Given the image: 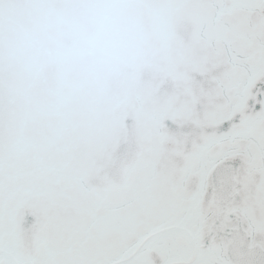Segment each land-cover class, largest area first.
Returning a JSON list of instances; mask_svg holds the SVG:
<instances>
[{
    "label": "snow or ice",
    "instance_id": "obj_1",
    "mask_svg": "<svg viewBox=\"0 0 264 264\" xmlns=\"http://www.w3.org/2000/svg\"><path fill=\"white\" fill-rule=\"evenodd\" d=\"M0 264H264V0H0Z\"/></svg>",
    "mask_w": 264,
    "mask_h": 264
}]
</instances>
